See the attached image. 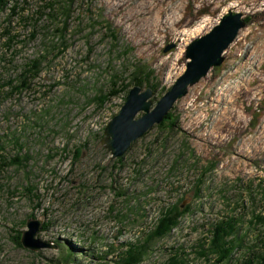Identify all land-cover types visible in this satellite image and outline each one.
<instances>
[{
    "label": "rangeland",
    "instance_id": "rangeland-1",
    "mask_svg": "<svg viewBox=\"0 0 264 264\" xmlns=\"http://www.w3.org/2000/svg\"><path fill=\"white\" fill-rule=\"evenodd\" d=\"M229 9L244 27L173 103L176 126L155 123L112 157L101 139L133 77L141 90L156 87L152 107L184 71L188 43ZM175 203L188 211L138 264H214L201 251L213 224L229 219L239 243L224 264H264V0H9L0 8V264H59L66 252L67 264H122ZM33 219L49 244L38 250L15 241Z\"/></svg>",
    "mask_w": 264,
    "mask_h": 264
},
{
    "label": "water",
    "instance_id": "water-1",
    "mask_svg": "<svg viewBox=\"0 0 264 264\" xmlns=\"http://www.w3.org/2000/svg\"><path fill=\"white\" fill-rule=\"evenodd\" d=\"M244 24L242 13L229 9L210 30L193 38L185 48L184 71L152 107V89L146 87L141 90L138 85L132 86L123 105L104 129L101 143L111 156H121L132 141L155 123L161 122L173 103L186 94L189 86L205 76L212 66L219 65L223 60V50L234 40ZM139 112L141 114L135 117ZM26 225L28 230H24L21 237L23 246L33 250L49 246L47 242L35 238L41 226L40 219L29 220Z\"/></svg>",
    "mask_w": 264,
    "mask_h": 264
},
{
    "label": "trees",
    "instance_id": "trees-1",
    "mask_svg": "<svg viewBox=\"0 0 264 264\" xmlns=\"http://www.w3.org/2000/svg\"><path fill=\"white\" fill-rule=\"evenodd\" d=\"M9 0H0V8L5 7L8 4ZM15 4H13V7L11 9V13L15 10ZM39 63V62H38ZM32 67L37 68V66L33 65ZM27 72H31L30 69H24V73L22 76H25ZM35 74V73H34ZM11 83V82H10ZM143 83V80L138 76L133 77V84L135 85H141ZM26 86V82L23 81L18 86H13L12 89L17 90L22 87ZM148 87H151L152 90H155V86L151 83H147ZM125 89L124 85L120 86L117 91H114L113 93H118L120 91H123ZM159 127L164 128H170L176 126V118L170 113V111L164 116L161 123L158 125ZM21 158V157H19ZM119 160V159H118ZM18 162L17 159H13V162ZM189 208L179 209L177 204L170 205L166 207L164 210L161 211V215L158 217L156 224L154 225V228L151 230V232L147 235V240L142 242L138 245H129L125 251L127 254V257L121 258L122 264H138L141 260L144 254L149 249V241L153 238H161L169 233L171 229H173L177 224L178 220L181 216H183ZM235 224L232 223V221L229 219L227 221L220 220L213 224L210 238L208 240V244L206 248L202 249V253L205 254V251H208L209 253H212L215 255L214 264H224L227 263L230 259V255L233 252L235 248V242L239 243L238 239L239 237L234 236V229ZM47 225L43 224L42 229H46ZM229 237V238H228ZM15 241L19 246H21V242L19 241V237L15 238ZM124 251L121 253L123 254ZM122 256V255H121ZM120 256V257H121ZM71 259V254L69 252H66L62 254L60 260H57V263L61 264H67V262ZM72 260V259H71ZM244 264H251L249 262H245Z\"/></svg>",
    "mask_w": 264,
    "mask_h": 264
}]
</instances>
